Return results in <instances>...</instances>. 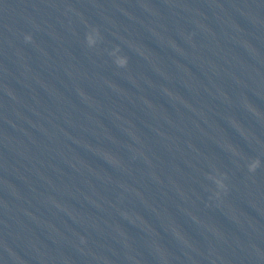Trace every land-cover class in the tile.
<instances>
[{
    "label": "clouds",
    "instance_id": "1",
    "mask_svg": "<svg viewBox=\"0 0 264 264\" xmlns=\"http://www.w3.org/2000/svg\"><path fill=\"white\" fill-rule=\"evenodd\" d=\"M30 39V37H29ZM87 42L90 46L94 45L96 43V40L93 39L92 35H89L87 37ZM116 64L120 67H124L126 66L127 64V58L126 57H118L116 59ZM260 166V160L259 159H256L254 161H252V163L249 164L248 166V170L250 172H255L257 170V168ZM216 183L221 187V188H224L225 185L223 184L222 180H217Z\"/></svg>",
    "mask_w": 264,
    "mask_h": 264
}]
</instances>
